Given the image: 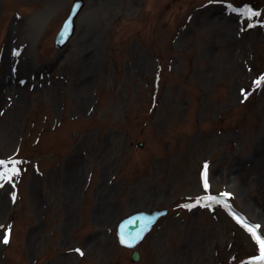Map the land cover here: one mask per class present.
I'll return each mask as SVG.
<instances>
[{
  "label": "rangeland",
  "instance_id": "rangeland-1",
  "mask_svg": "<svg viewBox=\"0 0 264 264\" xmlns=\"http://www.w3.org/2000/svg\"><path fill=\"white\" fill-rule=\"evenodd\" d=\"M85 1L56 60L72 0H0V264H249L222 203L183 205L229 192L264 236V0ZM153 208L131 262L116 224Z\"/></svg>",
  "mask_w": 264,
  "mask_h": 264
},
{
  "label": "water",
  "instance_id": "water-1",
  "mask_svg": "<svg viewBox=\"0 0 264 264\" xmlns=\"http://www.w3.org/2000/svg\"><path fill=\"white\" fill-rule=\"evenodd\" d=\"M85 7L84 0H73L68 14L65 16L60 29L56 33L53 39V44L56 49H61V53L57 56V60L60 59L62 54L68 47L69 39L73 36L76 27L75 20L78 14ZM65 25H68L65 32ZM143 143L138 142L136 147H142ZM167 209H152V210H139L134 211L121 219L116 226V236L120 245L133 249L130 260L137 261L139 259V253L134 249L137 244L145 237L155 222L163 215H165ZM121 237L131 243V247L128 244L121 243Z\"/></svg>",
  "mask_w": 264,
  "mask_h": 264
},
{
  "label": "snow or ice",
  "instance_id": "snow-or-ice-1",
  "mask_svg": "<svg viewBox=\"0 0 264 264\" xmlns=\"http://www.w3.org/2000/svg\"><path fill=\"white\" fill-rule=\"evenodd\" d=\"M251 15H259L258 13H250ZM68 25H65V32L67 31ZM264 79V78H262ZM257 86L261 84V80H257L254 82ZM242 95L247 98L248 93H246L243 89L241 90ZM21 161L19 160H0V187L4 186V183H11L13 182V177L18 176L20 174V169L17 167ZM11 164L12 167H8V165ZM208 165L205 164L203 166L202 171V183L205 190L208 189L209 183H208ZM221 197H227L229 196V193H221ZM13 199H15V196L13 195ZM202 201H206L205 206H210L212 203L219 202L218 197L213 196H207V197H201L198 198L195 204H185L183 207L186 208H193L197 204H201ZM237 221L243 225V227L251 234L254 242L258 246V254L255 255L252 260L249 262V264H264V236L260 235L258 232V229L260 228L259 225H252L247 220H245L243 217L235 216ZM10 238V226L9 230L4 232L2 242L4 244H7L9 242ZM121 243L128 244L129 247H131V243L129 241L125 240L123 237H121ZM77 253L80 255H83V252L80 249H75Z\"/></svg>",
  "mask_w": 264,
  "mask_h": 264
}]
</instances>
